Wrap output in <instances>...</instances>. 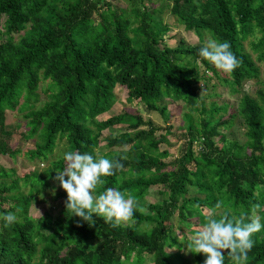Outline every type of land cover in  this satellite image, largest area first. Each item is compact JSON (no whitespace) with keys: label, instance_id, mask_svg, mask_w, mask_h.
<instances>
[{"label":"trees","instance_id":"obj_1","mask_svg":"<svg viewBox=\"0 0 264 264\" xmlns=\"http://www.w3.org/2000/svg\"><path fill=\"white\" fill-rule=\"evenodd\" d=\"M129 10L108 0H0V180L9 177L2 158L20 151L10 143V112L21 108L31 135L39 142L31 159L47 161L59 139L67 151L91 152L101 144L103 132L126 126L119 136H107L108 153L123 168L104 177L99 186L119 187L135 197L131 224L106 222L101 216L86 222L63 209L56 220L39 221L30 215L31 200L44 191L64 167L63 158L51 163L44 175L29 173L12 183H0V212H15L7 224L0 217V264H204L203 253H181L172 237L175 219L185 237L195 234L209 214L249 215L260 211L264 220V88L257 97L244 94L237 116L246 126L244 147L226 141L221 128L233 125L236 115L217 117L224 108L195 118L202 103V84L217 74L213 63L201 58L203 46L163 44L167 31L155 25L146 0H126ZM179 24L194 33L229 41L240 63L224 80L234 93L246 81L261 76L264 63V0H164ZM250 37L254 56L246 51ZM204 69V70H203ZM47 82L49 101L36 108L38 90ZM132 103L167 119L172 103L188 109L186 137L180 156L170 159L160 150L159 129L139 113L116 112L115 90ZM24 100V102H22ZM110 114L106 120L98 117ZM170 135L167 131L166 137ZM200 146L194 150V144ZM20 182L30 187L28 196ZM189 187L200 196L189 197ZM151 192L167 197L159 204L141 207L138 201ZM65 201L67 192L63 193ZM217 202L222 206L217 208ZM258 205V207H257ZM151 225V227H149ZM190 230V231H189ZM255 244L246 264H264V228L253 234ZM169 243V244H168ZM178 247L170 253L167 247ZM225 264H233L228 250ZM189 256V258H188Z\"/></svg>","mask_w":264,"mask_h":264},{"label":"rangeland","instance_id":"obj_2","mask_svg":"<svg viewBox=\"0 0 264 264\" xmlns=\"http://www.w3.org/2000/svg\"><path fill=\"white\" fill-rule=\"evenodd\" d=\"M111 1L114 5L122 7L123 9L129 10L130 6L126 0H108ZM146 7L149 9V12L153 15H156L155 25L160 28H165L167 31L163 36V44L171 48H176L179 46L181 41H184L187 45H204L205 41L208 38H211L209 35L204 36V41L200 42V39L194 34L187 32L185 28L179 24L175 16L172 15L170 11V6L168 2L164 0H146ZM4 38L1 33L0 28V41H3ZM254 41L253 37L247 39L244 43L246 51L250 52L256 59V54L253 52L252 42ZM261 70V76L258 80L246 81L240 88L238 93H234L232 89L225 85L224 80L229 78L228 73L223 72L222 70L217 69V74L214 75L212 72L208 75L209 83L202 84L200 95L202 97V103L199 107V112L195 113V118L199 121L200 118L204 116L205 110H207V116L211 113V109L214 105L217 108H224L226 106L227 110L222 111L219 116H223V120H227L231 115H236L234 123L231 127L221 128V132L226 134V141L223 142V139L218 141L219 146L227 144L228 146L232 143L239 144L244 147L247 141L246 138V126L243 124L242 120L237 116L238 106L240 100L244 94L252 95L257 97V93L264 88V63L257 64ZM204 70V69H203ZM47 82H42L40 89L37 94L39 97L38 102L32 101V104H35V107L38 109L49 101V94L46 91ZM116 94V103L114 105V111L116 112H125L132 111L139 113L143 120L153 122V124L159 129L157 137H160L162 144L160 150H168L170 159H176L180 156L182 152V147L186 137L183 136L186 134L187 122L185 120V114L188 113V109L184 106L183 103H172L170 100H164L163 104L169 106L167 113V119H163L162 116L158 113L151 112L147 110L145 105L136 102H128L127 98L123 94L122 90L117 88L115 90ZM24 102V100H22ZM28 110L22 111L21 108L17 109L14 112H10L7 121V128L11 131L12 137L9 139L10 143L14 146H17V149L20 153L15 157H6L2 158L1 165L4 170L8 172L9 177L3 178L0 180V183H12L16 180L22 179L23 176L29 173H36L39 176L44 175L45 171L51 168V163L63 158V153L67 151V141L66 139H59L54 152L49 155L47 161H40L38 159H31V154L35 151L36 144L39 142L38 135L34 137L31 135V129L28 126L29 120L26 115ZM110 114H104L98 117V120H106L109 118ZM170 130V135L166 137L167 131ZM126 131V126H117L110 128L103 132L101 138V144L96 149L97 156L104 155L108 153V147L104 141V138L107 136H119L121 133ZM200 146L195 143L194 150L199 151ZM21 192L28 196L30 187H24L23 183L20 182ZM53 189L55 192L53 193ZM66 190L62 188L59 182L50 181V186L36 193L31 200V210L30 215L43 221L45 218H51L56 220L60 215L64 203L65 197L63 193ZM189 197L200 196L197 188L189 187L188 192ZM167 196H161L157 192H151L145 197V199L138 201V205L141 207H148L150 205L159 204ZM264 211V207L261 209ZM251 218L260 217V211L257 210L254 213L249 215ZM174 233L172 237L174 240L178 241V244L182 246L181 253L184 255H190L187 242L191 241V238L194 234L189 232L183 236L182 231L179 229L178 220L175 219L174 222ZM131 224V220L127 219L120 223L121 226H128ZM151 227V225L149 226ZM190 231V230H189ZM169 244V243H168ZM167 250L170 253H175L179 250L178 247L168 246ZM189 258V256H188ZM146 264H153L152 260L149 259Z\"/></svg>","mask_w":264,"mask_h":264},{"label":"clouds","instance_id":"obj_3","mask_svg":"<svg viewBox=\"0 0 264 264\" xmlns=\"http://www.w3.org/2000/svg\"><path fill=\"white\" fill-rule=\"evenodd\" d=\"M199 55L226 73L232 72L240 63L231 51V43L226 40L221 42L208 38ZM63 160L64 167L57 171L55 179L67 192L66 210H70L72 216L88 223L94 221V216H101L106 222L116 225L134 215L135 197L126 190L107 187L97 191L104 185V177L113 175L117 168H123L119 160L79 151H65ZM221 206L222 202H217L216 207ZM0 217L7 224L17 220L16 213L12 211L0 212ZM261 228H264V220L251 218L248 213H240L239 216L209 214L191 241L187 242L188 249L205 254L204 264H225L224 250H228L233 264H246L248 253L255 244L253 234Z\"/></svg>","mask_w":264,"mask_h":264}]
</instances>
